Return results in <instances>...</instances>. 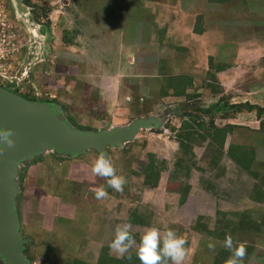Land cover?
<instances>
[{
	"label": "rangeland",
	"instance_id": "374dc122",
	"mask_svg": "<svg viewBox=\"0 0 264 264\" xmlns=\"http://www.w3.org/2000/svg\"><path fill=\"white\" fill-rule=\"evenodd\" d=\"M0 12L25 40L19 66L32 46L43 53V70L27 75L37 89L8 88L58 103L80 129L158 120L108 149L122 192L93 175L95 150L20 165L32 264H141L149 227L186 239L184 264H227L229 235L246 247L243 264H264V0H0ZM101 186L109 198L97 200ZM122 223L136 243L117 258L108 245Z\"/></svg>",
	"mask_w": 264,
	"mask_h": 264
},
{
	"label": "water",
	"instance_id": "95a60500",
	"mask_svg": "<svg viewBox=\"0 0 264 264\" xmlns=\"http://www.w3.org/2000/svg\"><path fill=\"white\" fill-rule=\"evenodd\" d=\"M52 100L32 99L0 85V126L13 129L15 145L0 146V258L5 264H32L26 257L29 241L20 228L18 211L20 165L53 150L76 157L95 150L108 157L110 147L135 139L142 129L158 124L155 117H138L129 125L93 130L74 127L61 118Z\"/></svg>",
	"mask_w": 264,
	"mask_h": 264
},
{
	"label": "clouds",
	"instance_id": "9594fccd",
	"mask_svg": "<svg viewBox=\"0 0 264 264\" xmlns=\"http://www.w3.org/2000/svg\"><path fill=\"white\" fill-rule=\"evenodd\" d=\"M5 142L9 148L15 145L13 129L0 126V146H3ZM91 171L94 176L105 178L107 186L115 192L123 191L127 182L126 177L118 174L111 158L101 154L93 162ZM94 195L97 200L109 198V193L103 186L96 188ZM135 243L132 225L122 223L116 226L113 239L108 246L117 254V258H122ZM186 243V239L171 228L161 232L157 227H149L141 235L136 254L141 264H169V261L171 264H184L187 256ZM223 247L231 251L227 264H243L246 255V247L243 244L234 248L233 239L229 235L226 236ZM208 248L214 249L215 243L209 241Z\"/></svg>",
	"mask_w": 264,
	"mask_h": 264
},
{
	"label": "built area",
	"instance_id": "2783aa9c",
	"mask_svg": "<svg viewBox=\"0 0 264 264\" xmlns=\"http://www.w3.org/2000/svg\"><path fill=\"white\" fill-rule=\"evenodd\" d=\"M3 13L0 12V25H2V29L0 30V85L4 83V80L2 79H11L13 77L14 80L19 84V81L23 79V77H27L29 70L37 64L42 63V49H37V46H32L29 48L27 52V59L25 60V65L22 67V71H20V76H12L9 74V70L5 67V64H11L15 60L16 54H19L25 45L24 39H17L15 35L9 30V28H6L5 22L2 21ZM36 31V30H35ZM33 34L35 35V32L33 31ZM41 36L34 38L35 44H41ZM23 72V73H22ZM3 86V85H2ZM19 85H17L18 87ZM12 89V88H11ZM14 90V89H13ZM22 94V93H21ZM36 98L39 97V93H35ZM39 99V98H38Z\"/></svg>",
	"mask_w": 264,
	"mask_h": 264
},
{
	"label": "crops",
	"instance_id": "0c3cea01",
	"mask_svg": "<svg viewBox=\"0 0 264 264\" xmlns=\"http://www.w3.org/2000/svg\"><path fill=\"white\" fill-rule=\"evenodd\" d=\"M102 30H99V32H101ZM26 50V49H25ZM26 55V52H24V51H22V52H20L19 54H18V57L16 58V60L14 61V62H12L11 64H5V67L7 66V67H9V69H10V71H13V72H15V74L17 75V73H18V71H22L23 69H22V67L23 66H19V65H21V63H20V61H18V60H20V58H22L23 59V56H25ZM26 57V56H25ZM27 59V58H26ZM18 61V62H17ZM18 65V66H17ZM23 65V64H22ZM44 65L41 63V64H39V65H36L34 68L32 67L31 69H30V71H29V73H33V75H36L35 73L39 70V71H42L43 69L42 68H44L43 67ZM48 72H49V70L48 69H46V73H47V75H48ZM10 75H13L12 73H9ZM28 76H29V74H28ZM89 78H87V80H88V83H89V88L91 89V90H93L94 88H101V91H102V83L101 82H94V80H93V78H92V76H88ZM14 78L15 77H13L12 78V80L10 79H3L4 80V82H5V84L3 83L2 85L4 86L5 85V87H11V86H13L14 88L15 87H17V85H19L17 82H16V80H14ZM24 79H27L26 80V82L28 83V84H30L32 87V89H37V87H36V83L35 82H31L30 81V77H24L23 78V80ZM23 80H21V81H23ZM20 82V81H19ZM99 92V94L101 93V95H99L100 96V98H102V92ZM35 93H37V92H35Z\"/></svg>",
	"mask_w": 264,
	"mask_h": 264
},
{
	"label": "trees",
	"instance_id": "16d2710c",
	"mask_svg": "<svg viewBox=\"0 0 264 264\" xmlns=\"http://www.w3.org/2000/svg\"><path fill=\"white\" fill-rule=\"evenodd\" d=\"M16 91H17V90H16ZM17 92H18V91H17ZM25 96H26V95H25ZM27 97L32 98V99H38V98H36L35 96H31V97H30V96H27ZM259 111H260V113H261L262 110H259ZM61 118H63V117L61 116Z\"/></svg>",
	"mask_w": 264,
	"mask_h": 264
},
{
	"label": "flooded vegetation",
	"instance_id": "af4514ba",
	"mask_svg": "<svg viewBox=\"0 0 264 264\" xmlns=\"http://www.w3.org/2000/svg\"><path fill=\"white\" fill-rule=\"evenodd\" d=\"M44 100H48V99H44Z\"/></svg>",
	"mask_w": 264,
	"mask_h": 264
}]
</instances>
